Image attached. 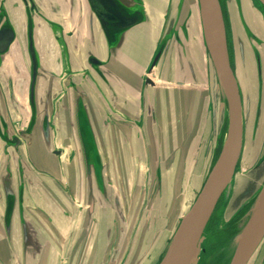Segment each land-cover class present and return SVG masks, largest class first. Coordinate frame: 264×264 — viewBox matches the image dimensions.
I'll return each instance as SVG.
<instances>
[{"label":"rangeland","instance_id":"374dc122","mask_svg":"<svg viewBox=\"0 0 264 264\" xmlns=\"http://www.w3.org/2000/svg\"><path fill=\"white\" fill-rule=\"evenodd\" d=\"M41 1H43L46 5V7L44 8V12L54 21L58 22L62 26V28H64V31H66V33L68 32V30H71L74 26L79 25L78 17L81 15L83 17V22L80 25V28H82L83 37L85 39V41L82 42V45L86 43L87 36L89 33V12L88 8L86 7L85 0H83L84 7L82 8L80 7V5H78V1L81 0H76V4L72 8L69 3L63 2V0H58L61 4L60 9H56L51 6L49 2L50 0ZM11 2H18V7H16L15 9L10 7L13 16H15L19 22L25 21L23 10L24 7L21 0H8V3ZM150 2H153V0H151ZM187 2L188 4L185 2V14L187 13L189 15L188 37L198 36L205 43L202 31L199 1L187 0ZM219 2L222 9L224 30L227 37L232 67L234 68V71L236 72L240 83L244 115V143L232 183L220 196L218 203L216 204L213 212L210 215L209 221L206 224V228L201 235V237H204V240L201 243L198 261L196 264H229L235 250L236 238L238 234L242 231V228L245 222L247 221L250 213L252 212L254 206L256 205L261 190L264 187V4H262L259 0H219ZM164 4L166 6L165 9H167L169 3L166 2ZM150 9L152 12L151 14H153V17H155L154 19L156 22H154L155 24L153 25H146L137 31V35L135 36L137 38L136 40H134V43H139L141 39H144V55L139 59L138 66L134 75L130 77L132 82L128 83V80L124 84V88L128 89L127 92L131 96H136L138 94L139 96H141L140 85L143 82V78H146V76L148 75L147 71L151 64V59L153 57L154 51L157 47V39L158 37L162 36V32L165 29V27H163V24L168 22V19L166 18L168 13L166 14L165 12H153L154 7L152 6V3H150ZM64 17L68 18V21H65ZM39 19L44 24V30L42 34L36 37L39 56L40 59L44 61L47 65L55 67L57 58L53 59L48 55L46 51V45L51 41L54 42L57 47V53L59 54V51L63 47V43L57 40L58 38L56 37L59 28L49 29L46 21H44V19H42L41 17H39ZM199 22L201 26H199ZM94 32H96V34L99 36L98 44H96V46L94 47L95 49L100 50V52L102 53V57L107 58L108 61L109 57H107L106 53V43L98 24L94 27ZM73 35L75 34H72L71 36ZM81 36L82 35H80V37ZM189 41V44H191V40ZM70 43L71 47H73L75 50L78 49V47L76 48L77 37L76 39H74V37L71 38ZM246 43L249 44V48L251 50L252 60L250 61L249 58L248 60L253 63V74L250 71L251 69L248 68L247 72L245 73L246 75H244L241 72V66L239 64L245 61L246 53L249 49ZM15 47V50L12 52L13 56H9V58H7V61H5V65L1 66L0 68V76L3 79H5V68H12V62L14 61V58L21 59L23 62L27 60L25 64L26 69L29 68V61L27 59V55L25 54V56L24 53L21 52L23 50L22 46L17 42ZM86 47L87 43L84 46V55L82 57V61H84L85 58ZM245 49L246 53L244 52ZM169 55L170 53H168L165 59H162L159 62L158 73L155 74V80L157 82V85H160V82L162 83V80L158 78V75L160 77V73H163V70H165L164 66H166L167 62H169ZM125 56H127V53L124 54V57ZM129 58L131 60V57ZM259 58L260 60L262 58L260 65L258 62ZM116 59L117 58L114 57L110 61V63H108L107 69L111 73H113L112 82L116 85L118 91H120L119 89H121V80L120 72L116 67ZM61 61L63 62V59ZM198 64L200 65V69L203 70V73L205 74V76L203 77V81H205V84L200 86H204V88L208 89V91H210V94L212 95L209 107L214 109V106L216 105V102H214L215 97L216 101L218 102L216 105V114L219 117V121L221 113L222 117L224 113L222 127L223 133L222 131H219L222 133L218 134L219 139L212 138L211 135L208 136L210 138V140H208L207 145L208 150H205L202 157L199 158V165H197L198 155L196 156V154L198 146L202 142L201 140H203L204 138H202L204 132H202V135L201 137H199V139L194 138L192 153L188 158L189 160L187 164H185L186 171L183 170L185 173L184 178L179 179L180 175H177L176 169H170L167 171L164 170V180L165 182L167 181V183L165 184V188H162L160 194H163L166 199H168L169 196H174L175 200H177V210L176 212L170 213L171 218L169 222L163 219V214H166L164 212L166 211V205L164 206L163 201L159 202L157 205L158 214L156 216V220L151 221L149 223L148 221L144 220L147 212L150 211L151 214L154 213V210L152 209L153 207L151 205V202L149 205L144 204V207L143 205L140 207V188L138 189V187H134L133 180L129 178L127 182L128 185L125 184L122 190L125 192L124 202L121 201L125 206L124 208L122 207V209L123 212H126V215L125 213L122 216L120 214V219L122 217L121 220H119L118 218L113 220V218L116 217V213L113 210L111 211V213H113L111 222H113L110 228L118 229L122 227H127V230L124 234L125 236L123 235L124 237L122 235L119 236L118 232H116V237L118 236V239L123 240V242L121 243V248L116 243H113L108 250H105V255L108 254V256H110L113 253L115 254L116 249V255L114 257L113 262H111L110 260H107V256H105L104 259V257L102 256L103 252H97L96 248L94 247L95 237H89V232L87 237L82 238V240H78L79 234L77 233V231L81 230L83 218V215L80 214L81 211L83 212L85 210L84 197H75L71 189L68 186L66 187L67 192H65L66 197L64 196L65 199L63 204L65 211L69 210L70 212L74 211L78 213V217L74 221V218L71 215L66 217L61 212H58V203H56L55 200L52 199L53 192L51 193V195L47 192V188L51 189V186L56 190V187L53 185V182L51 186H47V183H44V194H41L40 191L42 189H39V186L41 185L36 182V185L29 186L30 193L28 196H31L30 200H32L33 202L37 198L38 200H40L38 204H33L34 211H37L36 208L39 207L40 209H42V215H40L38 220L44 230V235L42 236H44L46 244V251H43V253L45 254L46 252V254L42 255L43 257L41 258L43 259V264L160 263L159 259H161L163 253L167 251L169 247V241L170 239H172L171 229L175 221L180 222L181 218L185 215V211L191 206L195 199V196L201 190L203 182L206 180L212 170V157L214 155L217 156L220 149L222 150L224 142L226 140V135L228 133L229 106L226 95L224 94L223 86L217 77V72L214 68H212L210 64L209 55L207 58H205L203 62L200 63L198 61ZM171 79L173 81V79H176V77H173ZM171 82L166 83L171 84ZM22 101L24 102L22 104L26 106V101L23 99ZM221 102L224 105L221 104ZM209 113L212 114L210 109ZM21 114L27 116V109L21 108L19 111H17L16 109H11V115L14 118H16V116L19 117L18 115L21 116ZM215 125L217 126V124ZM121 127V125H117L118 129L124 130L123 127ZM217 127L219 129V126ZM210 131L213 133L212 136L214 134L216 135L215 127L212 126ZM122 134L124 137H126L127 135L123 142L126 143V140H128L127 146L130 148L129 134H124V132H122L121 135ZM107 144L109 148L106 150V157L110 159L112 158L113 164H115L112 168L113 173L109 172V175L107 177L109 178V176L114 174L117 180L120 181L123 173L122 168L120 167L121 164L118 166V155L114 156L115 153H112V149L110 148L112 146V142L109 139L107 141ZM213 147L215 148V150H217L215 151V153H213L214 155L212 156ZM103 149H106V147H102V150L100 149V151L102 152V156L104 154ZM254 152L256 154L255 157L253 156ZM109 155L111 157H109ZM131 156H133L134 160H136L139 157V154ZM75 157L76 155L74 156L73 154L71 155V157L66 155L60 160H64V165H71L73 164ZM106 157L104 158L107 159ZM131 158L132 157H129L130 163H124L123 166H132ZM68 159H70V162L68 161ZM180 160L179 162L181 164L177 162V164H180L178 170L184 169L183 167L185 166L183 164L182 158ZM204 167H206V170H202V168ZM143 168L144 172H146V166H144ZM175 168L177 167L175 166ZM78 170L80 171L79 168ZM83 170L84 169H81V172H83ZM68 171L69 170L66 169V172ZM70 173L72 172L70 171ZM189 174L191 175L192 180L189 179ZM67 175L68 174H66V176ZM173 175H175L174 179L172 177ZM129 176L130 174H128V177ZM108 178V184H113L115 186L114 190L118 192V185H115V183H113L111 180L109 182ZM64 181L66 185L70 184L69 186H71V183H68L67 177H65ZM171 181H174L175 187L171 185L168 186ZM141 183L143 184V181ZM58 190L59 193H61V195L63 196L62 189ZM69 198L70 200H68ZM41 201H44L43 205L41 204ZM244 211H246L245 215ZM59 215H61L62 218H60ZM124 216H126L125 220ZM108 219H110V217L106 218L105 222L99 223L97 228L105 229L104 227H107L106 220ZM170 224L172 226H169ZM53 226L58 227V233L53 230ZM207 228H209L208 236L206 233ZM210 230L215 231L216 237L210 235ZM218 230L224 232H218ZM223 234V239L218 241L217 238L219 239L220 236H222ZM16 238L18 241V249L15 252L6 247L7 242L3 237V240H0V264H28L22 258L21 250L24 244L22 242L21 234L20 236L18 235V237ZM10 251H12L13 253H10ZM35 253H38V250L30 251L26 255L31 258L34 256ZM10 254H15L18 258H12V260H10ZM263 257L264 240L258 247L257 251L255 252V255H253V257L250 259L248 264H260L262 262ZM37 258L38 255H35V259ZM31 263L32 262H30V264Z\"/></svg>","mask_w":264,"mask_h":264},{"label":"flooded vegetation","instance_id":"af4514ba","mask_svg":"<svg viewBox=\"0 0 264 264\" xmlns=\"http://www.w3.org/2000/svg\"><path fill=\"white\" fill-rule=\"evenodd\" d=\"M21 2L25 9L27 23L26 35L23 39L20 37L19 31L15 27L16 22L13 17V14L11 13V8L15 9L16 7H18V2L8 3V0H0V27L3 24H9L14 30V39L10 44L8 52L0 54V68L1 66L5 65V61H7V58H9V56H13L12 52L15 50L17 42L22 46L23 50L21 52H23L24 55H27V59L29 61V68L26 69L25 64L27 60L23 62L21 59L14 58V61L12 62V68H5V79L0 76V240H3V237L7 242L6 247L15 252L18 249V241L16 238L18 237V235L20 236L21 234L22 242L24 244L25 220L27 225L29 226L30 231L33 232L35 243L33 246H37L38 253H35L34 256L30 258L28 255H26L24 246H22V258L28 264H30V262H32L31 264H43V259L41 258L43 257L42 255L46 254V252L45 254L43 253V251H46V244L45 238L44 236H42L44 235V230L38 220L40 215H42V209H40V207H35L37 211L33 210V204H38L40 200H38V198L35 199L34 202L30 200L31 196H28L30 193L29 186L36 185V182L39 183L41 185L39 186V189H42L40 192L41 194H44V183H47V186H51L53 182V185L56 187V190L51 186V189L47 188V192L50 193V195L53 192L52 199L55 200L56 203H58V212H61L66 217L71 215L74 218V221L77 219L78 213L74 211L70 212L69 210L65 211L63 204L65 199V192H67L66 187L68 186L71 189L75 197H84V200L86 199V194L88 191L84 157L85 151L79 130V111L76 102L73 101V91L69 89V86H71V78H74L75 74H78L80 72L79 70H73L75 67H79L80 64L78 63V57L75 56L73 57V60L70 59L68 61L66 46L63 45L62 49L60 50V59H63L64 61L63 52H65L69 70L67 71V73L58 74L59 76L55 77V79H44L42 73L48 74V72L46 70V67L44 66L46 63L40 59L35 34V16L37 14L42 13L41 2L43 3V1L21 0ZM69 3L72 8L76 4V0H69ZM85 3L89 12V33L86 41L87 47L85 48L87 68L84 71V75L87 77V79H92L91 75L95 74L93 73V71H96L102 81L109 80L110 82H112L113 73H111L107 69V65L109 63L108 61H104L99 66L100 69H96L93 65L90 64L91 56L98 52V49L94 50V38L92 35H90L91 31L93 32V25L95 24L97 19L92 14L91 8L88 5L87 0H85ZM78 5H80L81 8L84 7L83 0L78 1ZM28 14L31 15L34 32V51L37 60V69L35 73L33 68V58L29 44L30 19L28 17ZM82 22L83 17L81 16L77 28L75 30H72L71 34L67 33L68 37H70V35H72L73 33L75 34L73 37L74 39H76L77 37L76 45L78 48L81 46V42L85 41V39L82 37V28H80ZM80 35L82 36L80 37ZM170 43L168 48H170L171 46ZM85 44L83 46H85ZM69 46L70 45H68V47ZM106 51L107 54L109 53L108 56L111 55L108 46L106 47ZM233 72L239 83L234 68ZM120 80L122 85L123 79L120 78ZM53 82L55 84L54 86ZM170 86L171 84L167 83L166 85H163V87L160 88L158 91H156L154 94V102L146 100L144 92H141V96H139L138 94L139 99L137 101L127 102V104L125 105L118 101V95L115 94L116 96H114L110 93L103 94V99L110 102V106L112 108L114 107L113 109H118L121 113L119 114V117H108V120L112 121L114 126L112 124L110 128L106 129L105 134L103 133L105 130V124L103 121L100 124V146L101 148L106 147V149H103L104 154L102 159L107 165V176L109 175V172L113 173L112 168L115 165L113 164L112 158L110 159L106 157V150L109 148L107 144L108 139L112 142V146L110 147L112 149V153H115L114 156L118 155V166L121 164L120 167L122 168L123 173L120 181L117 180L114 174L109 176L108 178L109 182L111 180L113 183H115V185H118L117 189L119 193L114 190L115 186L113 184H110L109 186L111 190L115 194H117L121 204L120 208L123 212L122 207H125L122 203L124 202L125 193L124 191H122L123 186L125 184L128 185L127 182L129 178L133 180L134 187H138V189L140 188V207L142 205L144 207V204L149 205L150 202L153 207L152 209L154 210V213L151 214V212L149 211L147 212L145 219L143 217V219L145 221H148V223L156 220V216L158 214L157 205L161 201H163L164 206L166 205V211H164L166 214H163L164 220L169 222L171 218L170 213L176 212L177 200H175L174 196H169L168 199H166L163 194H160L162 188H165V184L167 183V181L165 182L164 180L163 174L167 170L176 169L177 175H180L179 179L184 178V171H186L185 164H187L189 160L188 158L192 153L193 141L191 140V143L187 145V143L178 144V140L183 135L191 137L193 136V139H199L204 130L201 127V130L196 132L195 135L191 134V132L187 133L186 131L179 133L181 125L185 122L184 114L188 112L189 115L190 112L189 108L179 106V103H177L175 100V92L173 89L171 90ZM52 89H54V93L52 92ZM166 94H169V96H167V99H164L166 98ZM66 97L69 100L70 108L73 110V118L70 117L71 111L69 109V106L64 105L63 98ZM22 99L26 101V106L22 104L24 103ZM54 104L57 106V110L52 109V105ZM21 108H26L28 111V115L24 116V114H21V116L18 115L19 117L16 116V118H14L11 115V109H16L17 111H19ZM209 109L212 112V114L210 113L213 122L212 126L215 127L216 132V135L214 134L212 136V132L210 135L212 138L219 139L218 134L221 133L219 131H222L223 133L222 127L224 118L221 117L220 121L217 122L216 107L214 106V109L208 107L207 112H209ZM46 110L48 113V121L44 124ZM114 119L115 122L113 121ZM189 120L190 119H188V122ZM201 121H203L202 125L206 123L205 119ZM215 124L219 126V129ZM117 125H121L124 130L118 129ZM46 128L49 129L50 145H47L45 139V134L47 133ZM122 132H124V134H129L130 148L127 146L128 140H126V143L123 142L127 135L126 137H124L123 134L121 135ZM208 140H210L209 137ZM208 140L203 138V140H201L203 143L201 142L198 146L196 154V156L198 155L197 165H199V158L202 157L204 151L208 150ZM243 143L244 133L242 147ZM216 150L213 147L212 156L214 155L213 153H215ZM72 154L74 156L76 155V161L74 160L73 164L71 165H64V160L60 159L66 155L71 157ZM135 154H139V157L136 160H134L133 156H131ZM219 154L220 152L217 156L214 155L212 157V167L214 166ZM104 157H106L107 159H105ZM109 157L111 156L109 155ZM129 157H132V166H123L124 163H130ZM181 158L185 166L183 167L184 169L178 170V167L181 164L179 162ZM69 160L70 159H68V161ZM177 162H179L180 164H177ZM144 166H146V172H144ZM175 166L177 168H175ZM78 168L80 169V171L78 170ZM66 169H68L69 171L66 172ZM81 169H84L83 172H81ZM202 170H206V167L202 168ZM70 171L72 173H70ZM66 174L68 175L66 176ZM128 174H130L129 177ZM175 175L172 176L173 179ZM189 176V179L192 180L190 174ZM65 177H67L68 183H71V186H69L70 184L66 185L64 181ZM142 181L143 184L141 183ZM170 185L175 187L174 181H171V183L168 184V186ZM9 186L12 188L15 197L14 210L12 212L11 217H8L7 215L9 204L7 188ZM58 189H62L63 196L61 195V193H59ZM68 200H70V198ZM41 204L43 205L44 201H41ZM111 211L112 210L110 209L105 214V219L110 217V219H108L109 222L108 220H106L107 227H105V229H99L97 228V226L99 225V223H101V215L96 208V212L94 213V220L90 225L88 236L95 237L94 247L96 248L97 252H103L102 256L104 257V259L105 256H107V260L113 262L114 257L116 255V249L115 254H112L113 256H108V254L105 255V250H108L113 243H116L121 248V243L123 242V240L118 239V236L116 237V232H118L119 236H123L127 230V227H122L118 229L110 228L113 222H111L113 214L111 213ZM124 213L126 215V212H123L121 214L124 215ZM83 214L84 211H81L80 215ZM245 214L246 211H244V215ZM59 216L60 218H62L61 215ZM115 216L116 217H114L113 220L116 218H118L119 220L122 219V217L120 219V216L117 214H115ZM125 217L126 216H124V220ZM178 224L179 222L175 221L171 229L172 237L174 236L177 230ZM169 226L172 225L170 224ZM53 227V230L58 233V227ZM210 232V235L216 237L215 231L210 230ZM218 232L224 231L218 230ZM77 233L79 234V231H77ZM206 233L208 236L209 228L206 229ZM224 234L220 236L219 239L217 238V240L220 241L221 239H223ZM171 240L172 239H170L169 244L171 243ZM12 251H10V253H13ZM165 253L166 252H164L161 259H159L160 262L163 259ZM35 255H38L37 259H35ZM9 258L10 260H12V258L18 257L15 254H10ZM260 264H264V257Z\"/></svg>","mask_w":264,"mask_h":264},{"label":"water","instance_id":"95a60500","mask_svg":"<svg viewBox=\"0 0 264 264\" xmlns=\"http://www.w3.org/2000/svg\"><path fill=\"white\" fill-rule=\"evenodd\" d=\"M198 1L203 37L208 51L209 61L212 68L217 72V77L223 86L224 94L228 101L230 111L228 112V136L226 135L223 148L211 172L202 184L201 190L195 196L188 212L181 218L171 243L159 264L197 263L198 257L195 263L189 262L190 251L188 249H182L181 244L188 243L190 237L198 231V243L201 247V243L204 240V237H201V235L206 228V224L220 196L232 183L243 148L242 130L244 133V122H242V103L231 63L227 37L224 30L223 14L221 13L223 31L220 33L213 21L211 0ZM217 1L220 6L219 0ZM259 1L264 4V0ZM87 3L91 8L92 14L100 24L111 54L116 52L125 33L146 19L142 0H87ZM220 11L222 12L221 6ZM28 17L30 19L29 44L35 73L37 69V60L34 51V32L31 15L28 14ZM13 39L14 30L9 24H3L0 27V54L8 52ZM165 52L166 46H161L154 56L149 75L146 79L147 86L154 84L153 78L156 77L154 67ZM258 62L260 65V58ZM102 63L103 62L95 54L91 56L90 64L96 69H100L99 66ZM77 106L79 111L80 137L85 151L86 181L88 186L82 226L78 236V240H82V238L88 235L90 225L94 220L96 208L101 215V222L105 221V214L110 209L117 215L123 212L121 211V204L117 194L111 190L108 184L106 173L107 165L102 159L103 156L100 151L97 133L90 117L88 104L83 92L78 93ZM47 121L48 113L46 110L44 124L47 123ZM46 131V143L50 145L49 129L46 128ZM7 195L9 203L7 215L11 217L14 210L15 197L10 186L7 188ZM24 225V248L27 254L30 251L37 250V246H33L35 244L34 235L33 232L30 231L25 220ZM263 240L264 187L242 231L236 238L235 250L229 264H248Z\"/></svg>","mask_w":264,"mask_h":264},{"label":"crops","instance_id":"0c3cea01","mask_svg":"<svg viewBox=\"0 0 264 264\" xmlns=\"http://www.w3.org/2000/svg\"><path fill=\"white\" fill-rule=\"evenodd\" d=\"M142 1H143V6H144V11L146 14V19L142 23L138 24L137 26H134L133 28H131L129 31L125 33L120 45L118 46L114 54H111L109 56H108L109 53L107 54V57H109L108 58L109 63L114 57L117 58L115 61L116 67L118 68L120 72V78L123 79L122 85L120 86L121 89H119L120 91H118L116 85L113 82H110L109 80L102 81L99 77V74L96 71H93V73L95 74L91 75L92 79H87V77L84 75L85 74L84 71L87 68L86 55H85L84 61H82V57L84 55V46L82 45V42H81V46L78 49L73 50V48L71 47L70 39L73 38L74 35L73 36L70 35L69 38L67 36V33L71 34L72 30H75L77 26H74L71 30H68V32L66 33V31H64V28H62V26L58 22L54 21L44 12V8L46 7L44 2L43 3L41 2L42 13L37 14L35 16L36 17L35 18L36 37L42 34L44 30V24L39 19V17H41L42 19H44V21H46L49 29L59 28L58 33L56 34V37L58 38L57 40L61 41L63 45L66 46L68 61L70 59L73 60L74 56L78 57V63L80 64V66L77 68L75 67L73 71L79 70L80 72L78 74H75L74 78H71V81H70L71 86H69V89L73 91L72 97H73V101L76 102V105H77L78 93L83 92L85 94V99L88 104L89 114L92 119L95 131L97 133L98 143H99V147L101 150H102L100 146L101 138L99 136L101 122L103 121L105 124V130L103 132L105 134L106 129L110 128V126H112L113 124L112 121L108 120V117L109 116H111L112 118L119 117V114H121L118 109H113L114 107L112 108L110 106V102L103 99V94L110 93L112 95H115V94L118 95V99H119L118 101L121 102L123 105L127 104V102L137 101L139 99L138 95L131 96L130 94H128L127 92L128 89L124 88V84L128 80H129L128 83L132 82L130 77L134 75L137 69V66H138V61L144 55V39H141L139 43H136V44L134 43V40H136L137 38L135 37L137 35L136 34L137 31L146 25L147 26L153 25L155 24L154 22H156L154 19L155 17H153V14H151L152 12L150 9V3H152V6L154 7L153 12H156V13L165 12L166 14L168 13L166 16V18L168 19V22L163 24V27H165V29L162 32V36L158 37L157 39V47H156V50L154 51L153 57L151 59V63H152L154 56L156 55L157 51L159 50L161 46H166V52L160 58V60L165 59L168 53H170V55L168 56L169 62H167L166 64L167 67L164 66L165 70H163V73H160V77L158 75V78L162 80V83L160 82V85H157L155 78H153L154 84L153 85L151 84L150 86L146 85V79L149 75V71L151 67V64H150L148 71H147L148 75L146 76V78L145 77L143 78V82L140 85V91L145 93L146 100L154 102L155 92L158 91L161 86L166 85L167 84L166 82H171L172 81L171 78L176 77V79H173V81L171 82V86H170L171 90L172 89L174 90L175 100L177 103H179V106L189 108V112H190L189 115H188V112L184 114L185 122L181 125L179 133L186 131L187 133L191 132V134L195 135V133L201 130V127H202L204 129L203 130L204 139L208 140V136H210L211 134L210 130H211L213 122H212V117L210 116V113L207 111H208V107L210 106L212 95L210 94V91H208V89H205L204 86L202 87L200 86V85L205 84V81H203L204 79L203 77L205 76V74L203 73L204 71L200 69L199 67L200 65L198 64V61L201 63L205 60V58L208 57V53L206 51L207 50L206 45L200 37L198 36L188 37V34H189L188 17L189 15L187 13L185 14L186 3L188 4L187 0H169V1L153 0V2H150L151 0H142ZM49 2L51 6H53L56 9L61 8L60 1L50 0ZM63 2L69 3V0H63ZM166 2L169 3L167 6V9H165L166 6L164 4ZM23 10H24L25 21L19 22L17 18L13 16L16 22L15 27L19 31L20 37L22 39L26 35V25H27L25 9L23 8ZM80 17L81 15L78 17V23L80 22ZM64 20L68 21V18L64 17ZM97 24L100 27V24L96 20L95 24L93 25V32L91 31V34H90L94 38V46H96V44H98V41H99V36L96 34V32H94V27ZM199 26H201L200 22H199ZM103 37H104V34H103ZM104 40H105V37H104ZM189 40H191V44H189L190 43ZM105 43H106V40H105ZM169 43L172 46V47L170 46V48H168ZM68 45L70 46L68 47ZM105 45L107 47V43ZM246 45H248V48H249V44L246 43ZM94 50H96L95 47H94ZM46 51L48 55L52 57L53 59L57 58V61H56L55 67H52L49 65L46 66V64L44 65L48 72V74L42 73L44 79H47V80L55 79V77L59 76L58 74L67 73L69 68H68V63H67L68 61L66 59L65 52H63L64 61L62 62L60 59L61 52L59 51V54L57 53L56 44L52 41L47 43ZM244 52L246 53V49L244 50ZM96 53L95 55L102 62L107 61V58L102 57V53L100 52V50H98V52ZM125 53H127V56L124 57ZM70 55H71V58H70ZM129 57H131V60ZM248 58L250 59V61L252 60L250 48L248 49L246 53L245 61L239 64L241 66V72L244 75H246L245 73L248 68L251 69L250 71L253 74V70H252L253 63L250 62ZM160 60L158 61L157 65L154 67L155 74L158 73V69H159L158 66H159ZM54 85L55 84L53 82V86ZM53 90L54 89H52V92ZM167 96H169V94H166V98L164 99H167ZM63 101H64V105L69 106V109L71 111V112L69 111L70 117L73 118L72 116L73 110L70 108V103H69L68 98L67 97L63 98ZM214 102H216V105H217L218 102L216 101L215 97H214ZM56 107L57 106L55 104L52 105L53 110H57ZM187 117L188 119H190L189 122H188ZM217 118H218L217 122H219L218 115H217ZM203 119H205L206 121L204 125H202L203 121H201ZM113 121L115 122V119ZM192 137L183 135L178 140V144L187 143V145H189V143H191V140L192 141L194 140ZM102 139H105V138H102ZM253 156L254 157L256 156L255 152Z\"/></svg>","mask_w":264,"mask_h":264},{"label":"bare ground","instance_id":"6f19581e","mask_svg":"<svg viewBox=\"0 0 264 264\" xmlns=\"http://www.w3.org/2000/svg\"><path fill=\"white\" fill-rule=\"evenodd\" d=\"M211 10H212V17H213L214 24L216 25V27L220 31V33H222V31H223V27H222V15H221L222 12L220 11V6H219V3H218L217 0H211ZM246 72H247V70H246ZM236 81H237V79H236ZM237 84H238V89H239V93H240V97H241V103H242V122H244L242 95H241L240 86H239L238 81H237ZM221 104H223V103L221 102ZM221 117H222V115H221ZM223 117H224V113H223ZM242 141H243V130H242ZM189 208L185 211V213L188 212ZM197 232L198 231H196V233H194L193 236L190 237L188 243H182L181 244V248L182 249H188L190 251V258H189V262L190 263H195L196 262L197 257H198L199 252H200V245L198 243V239H199L198 235H199V232L198 233ZM175 264H177V263H175Z\"/></svg>","mask_w":264,"mask_h":264},{"label":"trees","instance_id":"16d2710c","mask_svg":"<svg viewBox=\"0 0 264 264\" xmlns=\"http://www.w3.org/2000/svg\"><path fill=\"white\" fill-rule=\"evenodd\" d=\"M219 152H221V149H220V151Z\"/></svg>","mask_w":264,"mask_h":264}]
</instances>
